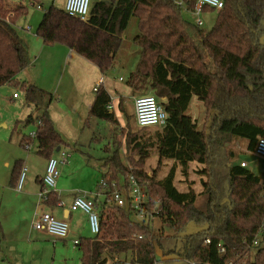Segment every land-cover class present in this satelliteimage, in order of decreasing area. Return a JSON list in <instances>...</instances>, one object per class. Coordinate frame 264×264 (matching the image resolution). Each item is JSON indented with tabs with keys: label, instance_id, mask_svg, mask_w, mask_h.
<instances>
[{
	"label": "trees",
	"instance_id": "obj_1",
	"mask_svg": "<svg viewBox=\"0 0 264 264\" xmlns=\"http://www.w3.org/2000/svg\"><path fill=\"white\" fill-rule=\"evenodd\" d=\"M197 1L183 0L182 7L178 0H95L86 21L52 5L44 11L36 33L45 45H64L106 75L115 68L131 19L137 18L140 57L127 85L134 92L151 88L168 119L153 134L131 128L124 131L128 163L117 147L104 160L108 170L102 178L128 189L134 175L146 189L145 208L152 211L159 204L155 217L177 233L190 223L207 226L185 235L182 246L167 254L176 253L192 264H264V181L241 164L230 165L235 153L228 147L233 139L241 138L253 151L264 137V43L260 40L264 0H224L210 30L183 14V10H194ZM11 12L14 16L9 18ZM27 13L22 3L11 8L0 0V88L19 90L25 104L39 113L31 111L24 121V125L41 122L36 139L24 134L20 145L26 148L36 141L37 153L49 160L59 147L62 150L69 144L48 111L53 93L18 79L32 63L29 45L17 29L18 20ZM194 96L206 107L202 129L187 114ZM110 97L100 86L90 115L118 125L106 107ZM120 109L125 111L122 102ZM152 150L157 152L158 163L149 175L144 167ZM166 161L174 164L159 178ZM193 162L200 166L197 172L208 177L201 181L200 194L207 196L204 210L196 206L199 193L192 184L184 191L175 184L178 167L186 181ZM23 170V160H18L11 177L13 187H18ZM39 182L43 185V178ZM111 194L110 190L102 200L95 198L101 233L80 237V264H105L114 256L155 264V239L162 235L155 234L151 220L137 221V212L116 206ZM57 202L53 191L48 203Z\"/></svg>",
	"mask_w": 264,
	"mask_h": 264
},
{
	"label": "rangeland",
	"instance_id": "obj_2",
	"mask_svg": "<svg viewBox=\"0 0 264 264\" xmlns=\"http://www.w3.org/2000/svg\"><path fill=\"white\" fill-rule=\"evenodd\" d=\"M8 1L11 8L19 3H23L28 7V16L31 17V21L28 20L27 23L28 27H31L27 29L26 33L31 35H36L38 23L43 17L45 10L52 5L64 10L66 4V0H42L41 3L44 2L42 3L43 8L38 9L36 3L35 6L31 5V0ZM94 1L92 0V2ZM183 14L189 21L196 22L198 19L192 12L183 10ZM217 14V11L203 8V12L199 16L204 22L202 28L210 30L216 21ZM138 34V20L133 17L126 32L123 34V47L115 65V71L113 72L112 70L103 76L104 78H109L108 84L111 94L126 93L125 103L124 99L121 100L123 106H125V111L117 110L121 119V126L125 127L91 116L89 114L90 104L84 98H79L76 103L71 102L69 109L67 108L66 112L62 109L64 110L62 113L55 111L57 109L52 106V104L56 106L55 103L51 102L52 104L48 106L49 113L52 110L56 117L65 118L63 121L60 120L62 121L61 123L59 121V128L63 139L69 145L56 152L54 157L59 161L58 182L72 189L67 198L72 197L75 192L89 196L97 194L102 175L108 170L104 165V160L109 155H112L117 147L120 146L122 160L126 164L128 163L126 160V137L124 136V131L128 128L140 133L146 132L147 134H153L156 130L161 129L157 127H149L145 130L140 129L135 117L134 98L143 94L155 95L151 88L134 93L121 91L127 83L126 81H119V76L123 75L128 78L135 69L140 57V47L136 43ZM260 40L264 43V18L261 22ZM33 75L35 77L39 76V65L33 66L32 69L24 70L19 78L21 82H24L28 81L29 77L33 79ZM67 79L68 76L66 75L59 86L60 91L64 89V83ZM34 84L57 94L58 81L54 82L55 90L44 88L37 82ZM15 91V88L9 86L0 89V264H78L82 253L80 249L73 245L74 240L88 234L93 236L88 229L89 222L86 213L79 211L72 220L60 217L61 220L68 222L70 225L69 235L64 239L68 241V244L57 240L54 236L48 235L45 231L35 229L33 226L35 216L33 211L35 210H32L31 206L33 207L39 201L41 186L38 178L46 175L48 163L47 159L39 155L36 150H28L20 145L22 135H29L32 131L37 130L38 125H24L23 122H20L24 121L31 111H34V107L24 103V95L20 91L21 97L14 102L10 101L9 98ZM91 92L90 96L94 94L93 90ZM132 93L134 98L131 96ZM56 97L59 100L61 99V96ZM83 97H86V94ZM63 100L66 101L67 99ZM34 113L35 115L39 114L37 111H34ZM187 114L196 120L201 129L204 127L206 107L196 96L193 97ZM16 122L18 124L17 130L14 129ZM33 146L37 147L36 141ZM106 147L109 148V152L106 151ZM228 147L236 152V159L233 163L238 164L244 161L248 164L250 170L261 174L264 179V158L248 150L246 140H235ZM63 152L68 155L64 156ZM65 158H67V161H65ZM20 159L25 161L23 194L16 193V189L11 185L14 167ZM157 163V152L152 150V155L145 163V171L149 175L152 174V171L157 167ZM172 165V161H166L159 178L165 177ZM199 169L200 166L197 163L191 165L189 177L185 181L181 168L178 167L175 184L181 191L186 190L192 184L196 192L199 193L196 206L204 210L207 205V196L200 194L203 191L201 181L207 180L208 177L200 178L199 176L202 175L197 172ZM3 187L7 189H3ZM26 192H30L31 195H25L24 193ZM97 210L99 209L97 208ZM136 220L142 221L138 217H136ZM152 220L151 226L155 234L158 236L162 235L159 239H155V264H192L187 260L179 259L176 253L170 255L167 253L171 249L180 248L185 235L197 233L207 226L190 223L184 232L177 233L170 224H163L160 218L155 217ZM83 225L85 230L82 227ZM254 253L255 250L253 251Z\"/></svg>",
	"mask_w": 264,
	"mask_h": 264
},
{
	"label": "built area",
	"instance_id": "obj_3",
	"mask_svg": "<svg viewBox=\"0 0 264 264\" xmlns=\"http://www.w3.org/2000/svg\"><path fill=\"white\" fill-rule=\"evenodd\" d=\"M224 2V0H198L194 10L191 11L198 17L196 20L197 25L203 26L204 24L203 20L199 17L203 12V8L209 7L216 11H220L224 8ZM36 4L38 9L43 8L42 4ZM178 4L183 7V0H178ZM32 6H35V3L32 2ZM91 7L92 0H66L64 10L70 16L86 21L90 17ZM13 16L14 14L11 12L9 14V18ZM28 29H30V27H28ZM121 80H123V78H121ZM95 91H98V87L95 88ZM13 97L18 98V93L15 92ZM106 107L110 111L114 109V104L111 98L108 100ZM134 109L137 123L141 128H161L167 123V112L156 95L143 94L135 97ZM40 125L41 122L38 123V126ZM28 136L32 139H36L37 130L32 131ZM25 147L28 150L36 149V147L33 146V143L26 144ZM252 152L257 156L264 158V137H260L258 139L255 149ZM63 155L67 156L68 154L63 152ZM65 161H67V158H65ZM58 164L59 161L55 157L48 160L46 175L43 177V185L39 193V201L41 203L48 201L50 199V194L55 191L59 178ZM241 165L243 167H247L245 162H242ZM24 175L25 173L22 172L17 187L18 190H21L23 187ZM110 190L112 191L111 196L116 206L134 210L137 212V215L141 220H154L155 214L160 211L159 204L153 208L152 211H148L145 208V203L147 202V192L146 189L137 181L134 175L130 176V186L128 189L125 187L120 188L116 181H113L110 184L106 179L102 178L98 185L97 195H106V192ZM70 209L74 212L83 211L87 214L90 231L94 237L101 233L100 215L93 197H85L82 195L76 196L71 203ZM33 226L37 230L49 233L56 239L67 238L70 231L68 222L56 218L49 212L37 214V218L34 221ZM76 244H78V242ZM220 252L225 253V248L221 247ZM105 264H137V262L130 258L114 256L107 259ZM229 264H233V262H230Z\"/></svg>",
	"mask_w": 264,
	"mask_h": 264
},
{
	"label": "crops",
	"instance_id": "obj_4",
	"mask_svg": "<svg viewBox=\"0 0 264 264\" xmlns=\"http://www.w3.org/2000/svg\"><path fill=\"white\" fill-rule=\"evenodd\" d=\"M41 1L42 0H40V2H38V3H40V4L44 3V2L41 3ZM6 2L8 4H10V2L8 0H6ZM31 5H32V1H31ZM42 6H43V4H42ZM28 14H29V11L26 15L22 16L18 20L17 29H18L19 34L22 36V38L29 45L30 56L32 59L31 65L28 68H26L25 70L32 69L33 66L39 65V76L35 77L33 75V79H31L29 77V79H27L28 81H26V82H31V83L37 82L39 85L43 86L44 88H47L50 90H55L54 89L55 88L54 82L58 81V86L56 87L57 94L53 92L54 99L52 101V103H55L56 106H54V104H52V103L51 104L53 107H55V109H57L55 111H58L61 113L64 110L66 112L67 108L69 106H71V102L76 103V102H78L79 98H84L85 100H88V102L90 104V109H89V114H90L92 104H93V102L96 98V94H97V91H95V88H97V87L99 88L100 86H103L107 90V92L110 94V96H111L110 98L114 104V109L112 111H110V110L109 111L115 114L117 121H118V125L121 126L122 123H121V119L117 113V110H121L120 109V103H121L122 99H124V103H125L126 93L123 94L122 92H118L116 94H111L109 91V84H108L109 78H104L103 76H105V74H103L100 71V69L98 68V66L95 63L87 60L85 57L78 54L74 50H72V49H70L64 45L47 46L44 44L43 40L37 35V33H36V35L27 34L26 31H27L28 26H29L27 21L28 20L31 21V17H29ZM41 20H42V18L40 19L38 26H39ZM37 69H38V66H37ZM114 71L115 70H113V72ZM20 74L18 75L19 80H20V78H19ZM66 75L68 76V79L64 83V89L62 91H60L59 86H60L61 82L63 81V78ZM121 78H123V80H121ZM127 79L128 78L124 77L123 75L119 76V81H121V82L126 81V83H127ZM4 87L5 86L1 87L0 89H2ZM91 87H92V89H91ZM91 90H93L94 94H92L90 96V94L92 93ZM121 91H128L129 93L130 92L134 93V91L128 85L123 87V89H121ZM15 92L19 93V90L16 89ZM133 93L131 95L132 98H134ZM13 94H12L11 98H9L10 101L14 102L21 97L20 93H19L18 98H14ZM84 94H86V97H83ZM56 96H61V99L59 100ZM63 99H67V100L64 101ZM24 103H25V101H24ZM124 108H125V106H124ZM62 109H64V110H62ZM65 112H63V113H65ZM49 114H50V116L54 122L56 129L59 132H61L60 128H59V126H60L59 121L60 120L63 121V119H65V118H61L60 116L56 117L52 110L50 111ZM27 117H28V115L25 117V120ZM24 121H20V122L24 123ZM62 121H60V123ZM64 121H66V120H64ZM111 124H113V123H111ZM16 125H17V122L14 124V129H15ZM121 127H125V126H121ZM60 134L62 135V132ZM235 140L245 141L244 139H241V138L240 139H233V141H235ZM37 149L38 148L36 147L35 150L37 151ZM232 151H234V150H232ZM234 153H235V157H236V152L234 151ZM54 155H53V157H54ZM235 157H234V159H232L230 161V165L235 164V163H233V161L236 159ZM20 160H23V159H20ZM242 162H244V161H241V163ZM47 163H48V159H47ZM172 163L174 164V161H172ZM194 163L195 162L191 163V165H193ZM241 163H238V164H241ZM23 165L25 168V161L24 160H23ZM246 168H248V164H247ZM255 174L257 176H259L262 179V181H264L261 174H259V173H255ZM199 177L202 178L204 176H199ZM42 178H38V182ZM39 184H40V182H39ZM40 186L42 187L41 184H40ZM13 188L16 189L15 190L16 193L23 194V190H24L23 188L24 187H22L21 190H18V188H16V187H13ZM3 189H7V188L3 187ZM71 190L72 189L70 187L63 186L62 184H60V182L57 181V186H56L54 192L57 194L58 202L56 204H50V203H48L49 200L44 202V203H41L40 201H38V203L35 204L33 207L31 206L32 210H35V211H33V213L35 215L34 221L37 218V214H40L43 212H49L58 219H60V217H64V218H67L69 220H72V218L75 217L74 215L76 213H78L79 211H75V212L71 211V209H70L71 203L76 196H80L81 194H80V192H75L72 194V197L67 198V196L71 193ZM24 194L27 196L31 195L30 192H26ZM82 196L93 197V199L95 200V198L102 199L106 195L99 196L96 194V195H90V196L89 195H82ZM82 227L85 230V226L83 225ZM88 229L90 230L89 227H88ZM47 234L50 235L49 233H47ZM86 236H89V234ZM80 237H82V236H80ZM80 237L78 239L74 240V242H73V245L76 246L78 249H79V247H78V244H76V243L79 242ZM92 237H94V236H92ZM57 240L64 241L65 244H68L67 240H64V239H57ZM80 261H81V258H80ZM78 264H80V262Z\"/></svg>",
	"mask_w": 264,
	"mask_h": 264
},
{
	"label": "water",
	"instance_id": "obj_5",
	"mask_svg": "<svg viewBox=\"0 0 264 264\" xmlns=\"http://www.w3.org/2000/svg\"><path fill=\"white\" fill-rule=\"evenodd\" d=\"M61 150V148L59 147L57 150H56V152H59Z\"/></svg>",
	"mask_w": 264,
	"mask_h": 264
}]
</instances>
